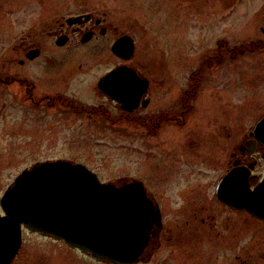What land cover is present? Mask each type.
Segmentation results:
<instances>
[{"label":"flooded vegetation","instance_id":"obj_1","mask_svg":"<svg viewBox=\"0 0 264 264\" xmlns=\"http://www.w3.org/2000/svg\"><path fill=\"white\" fill-rule=\"evenodd\" d=\"M197 1L199 26L191 21L189 0H75L78 11L64 17L46 10L44 0H0L5 248L7 234H13L3 222L5 193L27 169L72 160L43 156L52 150L45 141L59 140L63 131L71 139L79 130L90 139L95 131L97 139H107L106 129L117 132L121 163L134 167L118 183L142 187L155 213L147 245L132 264H190L191 249L235 245L248 221L264 223L223 197L238 187L254 189L264 179V128L257 130L264 111L239 116L235 93L237 56L264 52V37L233 41L237 29L254 26L252 13L264 18V5L253 10L257 6L249 0ZM111 6L122 18L110 15ZM190 27L209 29L207 40L199 36L204 31L198 33L192 59ZM260 28L264 34V24ZM256 93L253 104L264 97ZM30 247L39 250L41 264H118L25 223L16 253L1 264H29Z\"/></svg>","mask_w":264,"mask_h":264},{"label":"water","instance_id":"obj_2","mask_svg":"<svg viewBox=\"0 0 264 264\" xmlns=\"http://www.w3.org/2000/svg\"><path fill=\"white\" fill-rule=\"evenodd\" d=\"M258 128H264V119ZM223 197L264 220V179L254 189L238 187L235 194L227 191ZM3 203V222L13 234H7L8 248L0 234V264L16 253L22 223L96 259L131 264L147 245L155 220L154 205L137 183L102 182L85 164L63 159L22 172Z\"/></svg>","mask_w":264,"mask_h":264},{"label":"rangeland","instance_id":"obj_3","mask_svg":"<svg viewBox=\"0 0 264 264\" xmlns=\"http://www.w3.org/2000/svg\"><path fill=\"white\" fill-rule=\"evenodd\" d=\"M75 0H44L46 10L58 11L57 16L64 17L74 14L78 11ZM243 1V0H242ZM254 6H257L253 10H258L261 5H264V0H249ZM37 3H32L30 5ZM190 17L191 21L197 23L199 26V20L201 9L199 5L201 2L197 0H189ZM113 7V6H111ZM14 9V14L18 11L25 12L23 7H17V12ZM110 15L114 18L120 19L121 12L117 11L114 6L110 9ZM258 15V18H256ZM254 16V26L248 29H237V33L233 41L240 44L241 42H247L250 38L264 37L263 31L260 28L264 24V18L262 13H252ZM30 16H28V19ZM241 18H238V21ZM196 26V25H194ZM224 30V29H223ZM166 31V29H158L157 32ZM204 31L200 37L205 36L207 40L209 29L192 27L189 28L186 33L189 38L188 45L190 47V59H192V53L196 54L199 44L196 43L198 33ZM225 31V30H224ZM194 38V41H191ZM192 42V43H191ZM161 47H159V50ZM237 82H236V97L239 107V116H252L259 115L261 111H264V97L258 102L254 103L256 98V91L264 92V52H246L237 56ZM255 82H254V81ZM235 86V85H234ZM257 87V89H256ZM260 93V94H261ZM255 97H254V96ZM259 96V94H257ZM261 97V96H260ZM259 97V98H260ZM257 107V109H256ZM254 111V112H253ZM68 123V122H67ZM80 123H77V127ZM64 126V125H63ZM107 134V139H97L95 131L94 138H84L83 130L76 132L77 138L71 139V135L63 131L59 140H46V146L52 150L49 152L47 149L43 152V156L55 155L62 156L63 158H69L73 161H79L87 164L91 169L95 170L99 175L101 181H113L118 183L119 178L123 172L132 171L134 169L133 164L129 165V162L122 165V151L120 147V140L117 138V132L114 130H104ZM130 142V141H129ZM131 143L132 140H131ZM57 145H59V151H57ZM55 146V147H53ZM132 155V154H130ZM21 174V173H20ZM19 174V175H20ZM245 225L244 219L239 217L238 226L243 228ZM32 241V239H31ZM220 248H197L191 249L188 252L190 264H198L197 262H203V264H264V223L256 221H248L247 231L243 234H239L235 245H231L226 242H221ZM205 249V250H204ZM38 249L30 247L28 249L29 264H41L42 257L39 256ZM78 257V254H77ZM196 260V261H195ZM198 260V261H197ZM179 261V258L178 260ZM195 261V262H193Z\"/></svg>","mask_w":264,"mask_h":264}]
</instances>
